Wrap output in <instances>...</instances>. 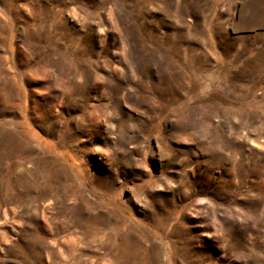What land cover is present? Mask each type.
<instances>
[{"label":"rangeland","instance_id":"obj_1","mask_svg":"<svg viewBox=\"0 0 264 264\" xmlns=\"http://www.w3.org/2000/svg\"><path fill=\"white\" fill-rule=\"evenodd\" d=\"M0 72V264H264V0H0Z\"/></svg>","mask_w":264,"mask_h":264},{"label":"bare ground","instance_id":"obj_2","mask_svg":"<svg viewBox=\"0 0 264 264\" xmlns=\"http://www.w3.org/2000/svg\"><path fill=\"white\" fill-rule=\"evenodd\" d=\"M1 73V72H0ZM4 77V76H3ZM15 79H14V76L13 77H11V83L13 84V82H15L14 81ZM6 81V80H5ZM10 83V84H11ZM11 84V85H12ZM4 85V84H3ZM13 86H15L14 84H13ZM3 87V86H2ZM8 88V87H7ZM2 92V91H1ZM3 94H4V97H1L2 99H1V101H2V105L4 106L5 104H6V100H7V96H8V89H6L5 87L3 88ZM7 105V104H6ZM8 106H10L9 104H8Z\"/></svg>","mask_w":264,"mask_h":264}]
</instances>
